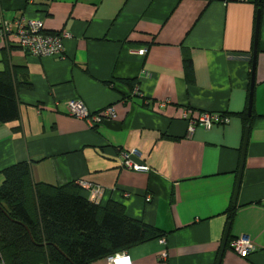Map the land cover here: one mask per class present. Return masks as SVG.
Listing matches in <instances>:
<instances>
[{"label": "crops", "instance_id": "obj_1", "mask_svg": "<svg viewBox=\"0 0 264 264\" xmlns=\"http://www.w3.org/2000/svg\"><path fill=\"white\" fill-rule=\"evenodd\" d=\"M256 1L0 0V22L41 20L47 32L68 35L61 58L0 42V71L17 68L29 82L17 90L19 118L0 124V173L27 161L34 182L92 183L100 202L123 204L127 216L165 232L164 243L124 251L129 264H216L225 211L234 205L229 233L245 235L255 250L243 257L226 247L220 264H264V0L258 22ZM71 99L88 116L70 115ZM186 109L193 117L227 113L229 122L187 136ZM243 111L254 118L233 203L245 133L236 113ZM130 149L150 172L119 167L115 154Z\"/></svg>", "mask_w": 264, "mask_h": 264}, {"label": "trees", "instance_id": "obj_2", "mask_svg": "<svg viewBox=\"0 0 264 264\" xmlns=\"http://www.w3.org/2000/svg\"><path fill=\"white\" fill-rule=\"evenodd\" d=\"M261 9L262 0H257V22ZM185 53V75L190 80L193 70L189 53ZM254 63L252 60V67ZM20 77L23 75L18 76L17 68L6 66L0 71V124L19 118L17 90L29 85ZM133 83L135 80L125 81L128 86ZM236 114L242 119L244 129L251 127L253 112L251 117L244 111ZM0 174V260L3 264H92L165 236L157 227L127 216L123 204L108 201L102 205V202L90 201L87 190L79 187L80 181L62 185L34 182L27 161L14 163ZM235 213L234 205L226 209L227 224H232ZM232 239L229 233L225 248Z\"/></svg>", "mask_w": 264, "mask_h": 264}, {"label": "built area", "instance_id": "obj_3", "mask_svg": "<svg viewBox=\"0 0 264 264\" xmlns=\"http://www.w3.org/2000/svg\"><path fill=\"white\" fill-rule=\"evenodd\" d=\"M243 1V0H242ZM68 35L66 33L53 34L47 32L41 20L26 19L19 17L14 20L0 22V42L13 39L19 48L26 51L27 53L42 57L52 56L61 58L64 55V38ZM146 48L139 50L140 54H143ZM110 110L104 111L103 117L95 116L92 117L93 125L100 123L104 120V117L110 114ZM68 113L72 116L85 118L88 116L89 111L81 100L71 99L68 103ZM183 119L187 122L186 135L190 136L196 127H203L204 129H210L212 126L219 124H227L229 117L222 115L221 113L204 112L199 116H191V110L186 109L183 113ZM123 166L139 172H149L150 166L146 163L141 162V157L136 149L122 152ZM139 159V160H137ZM91 194L93 192L102 194L100 187L88 189ZM93 192H92V191ZM128 196V195H126ZM153 200L151 196L145 197L146 202ZM250 240L246 237H238L232 239L229 243V247L236 252L238 255L246 257L254 251V247L249 245ZM121 259V261H128L129 256H119V253L110 256V261L114 262ZM0 264L3 262L0 260Z\"/></svg>", "mask_w": 264, "mask_h": 264}, {"label": "rangeland", "instance_id": "obj_4", "mask_svg": "<svg viewBox=\"0 0 264 264\" xmlns=\"http://www.w3.org/2000/svg\"><path fill=\"white\" fill-rule=\"evenodd\" d=\"M110 110V109H109ZM99 115V117H103L101 114H98ZM225 116H227V117H229V115H225ZM78 118V117H77ZM216 125H219V124H216ZM222 125H224V124H222ZM215 126V125H214ZM130 150H133V149H130ZM129 150V151H130ZM137 150V149H136ZM138 151V150H137ZM139 152V151H138ZM116 156L115 157H117L118 159H119V167H123V168H126V167H124L123 166V157H122V153H120L119 155H117V154H115ZM139 156L142 158V156H141V154H140V152H139ZM126 169H128V168H126ZM129 170H132V169H129ZM132 171H135V170H132ZM150 171H151V168H150ZM149 171V172H150ZM78 185H79V187L80 188H84L85 190H87V191H89L88 189H91V188H95V187H98L97 185H94V184H92V183H89V182H86V181H81V183H78ZM92 191V190H91ZM93 192V191H92ZM128 191H125L124 193H123V195L126 197V195H129V194H126ZM94 193V195L93 194H91L90 193V196H89V200L90 201H92V202H96V203H100V201H99V198H100V194H97V193H95V192H93ZM151 201H153L152 199H151ZM102 205H103V203H102ZM125 214L127 215V213H126V211H125ZM133 219V218H132ZM134 220H138V219H134ZM139 221H140V219H139ZM239 237H246L245 235H241V236H239ZM238 238V237H237ZM247 238V237H246ZM159 240L162 242V243H164V241H163V238H159ZM250 243L251 244H249V245H251V246H253L254 248H255V246L253 245V243L250 241ZM123 255H126V253L125 252H120L119 253V256H123ZM110 256H112V255H108V256H106L105 258H107V261H109V262H111L110 261ZM159 257H160V259L161 260H165L167 257H166V253H163V252H161L160 254H159ZM111 263H113V264H121V263H127V264H129V260L128 261H121V259H119V260H116V261H114V262H111Z\"/></svg>", "mask_w": 264, "mask_h": 264}, {"label": "water", "instance_id": "obj_5", "mask_svg": "<svg viewBox=\"0 0 264 264\" xmlns=\"http://www.w3.org/2000/svg\"><path fill=\"white\" fill-rule=\"evenodd\" d=\"M254 57H255V51L253 52V58ZM252 94H253V75H252V78H251V87H250V92H249V103H248V107H247L248 115H250V113H251ZM248 131H249V128L247 127L245 129L244 140H243V145H242V149H241V163H240V167H239L237 183H236V186H235V191H234V196H233V203H235V201H236L237 193H238V189H239V181H240V178H241V172H242V168H243V160H244V156H245V148H246V144H247ZM228 233H229V224L226 225L225 232H224V235L222 237V241H221L220 250H219V253H218L216 264H220L222 254H223L224 249H225V243H226V240H227V237H228Z\"/></svg>", "mask_w": 264, "mask_h": 264}, {"label": "flooded vegetation", "instance_id": "obj_6", "mask_svg": "<svg viewBox=\"0 0 264 264\" xmlns=\"http://www.w3.org/2000/svg\"><path fill=\"white\" fill-rule=\"evenodd\" d=\"M91 193V192H90ZM255 250V249H254ZM252 253V252H251Z\"/></svg>", "mask_w": 264, "mask_h": 264}]
</instances>
